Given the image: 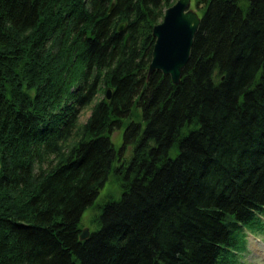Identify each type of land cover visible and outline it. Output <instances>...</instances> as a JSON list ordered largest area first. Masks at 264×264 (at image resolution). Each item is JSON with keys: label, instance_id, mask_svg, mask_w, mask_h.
Masks as SVG:
<instances>
[{"label": "trees", "instance_id": "trees-1", "mask_svg": "<svg viewBox=\"0 0 264 264\" xmlns=\"http://www.w3.org/2000/svg\"><path fill=\"white\" fill-rule=\"evenodd\" d=\"M174 1L0 0V264H230L262 228L264 0H194L178 84L147 74Z\"/></svg>", "mask_w": 264, "mask_h": 264}, {"label": "water", "instance_id": "water-1", "mask_svg": "<svg viewBox=\"0 0 264 264\" xmlns=\"http://www.w3.org/2000/svg\"><path fill=\"white\" fill-rule=\"evenodd\" d=\"M189 4L190 0H177L166 8L163 19L153 26L152 36L155 42L151 50L148 75L159 70L170 76L174 84L179 83L201 19ZM124 25L125 22H122L118 30L122 31ZM112 92L113 88L108 87L105 99L111 100ZM88 234V227L82 229L80 240L87 239Z\"/></svg>", "mask_w": 264, "mask_h": 264}, {"label": "rangeland", "instance_id": "rangeland-1", "mask_svg": "<svg viewBox=\"0 0 264 264\" xmlns=\"http://www.w3.org/2000/svg\"><path fill=\"white\" fill-rule=\"evenodd\" d=\"M195 1L191 0L190 6L195 9L198 14L199 11L196 7ZM200 15V14H199ZM90 114L89 108H85L81 114L80 121H84ZM123 128L116 129L112 132L111 141L114 144L115 149L119 150L122 146V135ZM133 145H129L128 148L122 152L125 161L132 156ZM119 162L114 163L117 166ZM121 179L115 173H111L108 176L107 182L99 191L92 205L88 206L82 214L80 223L82 228L88 227L90 230L96 228L95 223L92 222L93 218L98 214V210L101 204L107 199H118L121 193ZM253 234V235H252ZM246 247L243 251L239 252V255L230 264H264V251L255 249V244L258 242L262 248L264 246V229L257 228L255 232L247 234L246 236ZM261 241H260V240ZM264 249V248H263Z\"/></svg>", "mask_w": 264, "mask_h": 264}, {"label": "bare ground", "instance_id": "bare-ground-1", "mask_svg": "<svg viewBox=\"0 0 264 264\" xmlns=\"http://www.w3.org/2000/svg\"><path fill=\"white\" fill-rule=\"evenodd\" d=\"M177 0H175L174 2H172L171 4H169L168 6H166V8H168L169 6H171V5H173L175 2H176ZM190 2H191V0H190ZM112 5H113V3L111 4V7H112ZM190 5V4H189ZM110 7V8H111ZM166 11V9L164 10V12ZM164 14V13H163ZM153 31V30H152ZM154 39V38H153ZM155 42V41H154ZM154 45V44H153ZM151 59V58H150ZM150 62V61H149ZM110 88V87H109ZM108 89V88H107ZM104 186V185H103ZM92 205V204H91ZM255 249H258V250H262V251H264V249H262V246H261V244H259V243H256L255 244Z\"/></svg>", "mask_w": 264, "mask_h": 264}]
</instances>
